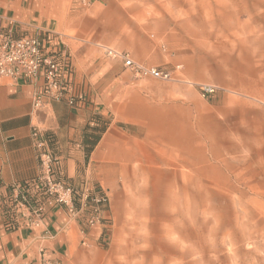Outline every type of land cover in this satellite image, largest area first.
Returning <instances> with one entry per match:
<instances>
[{
  "label": "rangeland",
  "instance_id": "1",
  "mask_svg": "<svg viewBox=\"0 0 264 264\" xmlns=\"http://www.w3.org/2000/svg\"><path fill=\"white\" fill-rule=\"evenodd\" d=\"M72 4L80 46L125 81L129 153L82 264H264V0Z\"/></svg>",
  "mask_w": 264,
  "mask_h": 264
},
{
  "label": "crops",
  "instance_id": "2",
  "mask_svg": "<svg viewBox=\"0 0 264 264\" xmlns=\"http://www.w3.org/2000/svg\"><path fill=\"white\" fill-rule=\"evenodd\" d=\"M72 2L0 0V31L14 38L51 36L58 49L69 55V82L86 95L83 105L45 101L36 110L34 98L45 92L42 74L27 81L0 80V264H43V258L53 264H82L86 249L99 246L109 228L111 198L102 223L93 228L59 205L45 208L43 222L36 229L30 228L21 214H13L9 202L13 188L39 175L35 127L47 136L50 151L60 161L57 177L80 191L98 185L111 192L119 179L118 171L128 161L125 137L115 123L125 120V97L114 100L113 92L125 88V81L118 85L114 70L100 71L98 60L80 46L75 35L80 22ZM106 119L111 123L87 157V127ZM151 119L145 120L148 132L153 130L147 127ZM36 192L35 187L28 189L31 197Z\"/></svg>",
  "mask_w": 264,
  "mask_h": 264
},
{
  "label": "built area",
  "instance_id": "3",
  "mask_svg": "<svg viewBox=\"0 0 264 264\" xmlns=\"http://www.w3.org/2000/svg\"><path fill=\"white\" fill-rule=\"evenodd\" d=\"M113 58L125 60V56L108 50ZM127 67L137 72L159 79H169L170 73L156 68H143L126 58ZM72 70L69 55L65 50L58 49V45L51 36H23L14 38L10 33L0 31V80L13 82L27 81L38 78L42 74L45 92L34 98V108L41 109L45 101H65L74 107L86 102V95L75 89L69 82ZM206 89V93H212ZM33 138L39 151V175L32 181L13 188L9 199L14 215L21 214L30 228H38L42 222L47 206L59 205L71 214L81 219L89 228L102 223V214L109 209V192L100 186L87 187L80 191L57 177L59 159L48 147V138L38 128L33 130ZM35 187V196L28 194V189ZM43 264H53L43 258Z\"/></svg>",
  "mask_w": 264,
  "mask_h": 264
},
{
  "label": "trees",
  "instance_id": "4",
  "mask_svg": "<svg viewBox=\"0 0 264 264\" xmlns=\"http://www.w3.org/2000/svg\"><path fill=\"white\" fill-rule=\"evenodd\" d=\"M99 118V117H98ZM98 121V120H97ZM104 121H98L96 126L87 127V130H90V133L87 131L86 142L89 145L86 150L87 157L90 155L94 147L100 141L102 134L105 132V127L103 126ZM90 134V135H89ZM91 137V138H90Z\"/></svg>",
  "mask_w": 264,
  "mask_h": 264
},
{
  "label": "bare ground",
  "instance_id": "5",
  "mask_svg": "<svg viewBox=\"0 0 264 264\" xmlns=\"http://www.w3.org/2000/svg\"><path fill=\"white\" fill-rule=\"evenodd\" d=\"M176 175V174H175Z\"/></svg>",
  "mask_w": 264,
  "mask_h": 264
}]
</instances>
